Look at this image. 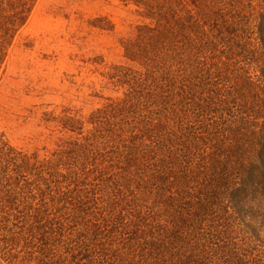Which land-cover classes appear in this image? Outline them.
I'll list each match as a JSON object with an SVG mask.
<instances>
[{"label": "rangeland", "instance_id": "1", "mask_svg": "<svg viewBox=\"0 0 264 264\" xmlns=\"http://www.w3.org/2000/svg\"><path fill=\"white\" fill-rule=\"evenodd\" d=\"M173 1V44L133 62L142 0H39L0 76V134L52 149L66 118L88 121L86 188L128 215V255L154 238L191 264H264V185L245 184L264 169V0Z\"/></svg>", "mask_w": 264, "mask_h": 264}, {"label": "trees", "instance_id": "2", "mask_svg": "<svg viewBox=\"0 0 264 264\" xmlns=\"http://www.w3.org/2000/svg\"><path fill=\"white\" fill-rule=\"evenodd\" d=\"M38 1L0 0V76ZM138 6L151 24L137 27V39L124 44L126 58L133 62H142L144 55H150L145 53L158 46H171L176 28L173 0H142ZM262 19L261 33L264 14ZM126 89L128 101L134 100L132 87ZM95 114L90 124L106 129L111 112ZM65 120L78 124L82 131L66 124L52 149L17 148L0 134V254L11 264H191L169 248L161 253L165 246L154 238L143 244L139 254L124 252L127 244L120 239L129 226L128 215L97 190L98 185L86 188L85 182L94 174L87 171L93 133L81 137L88 121ZM262 173L257 176L251 170L245 184L258 181L264 185V169ZM243 190V186L235 188L230 197L236 206ZM145 234L134 236L130 243L140 248Z\"/></svg>", "mask_w": 264, "mask_h": 264}]
</instances>
